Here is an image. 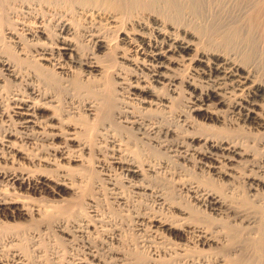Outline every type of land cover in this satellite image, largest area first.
<instances>
[{"label":"bare ground","instance_id":"1","mask_svg":"<svg viewBox=\"0 0 264 264\" xmlns=\"http://www.w3.org/2000/svg\"><path fill=\"white\" fill-rule=\"evenodd\" d=\"M0 264H264V0H0Z\"/></svg>","mask_w":264,"mask_h":264},{"label":"rangeland","instance_id":"2","mask_svg":"<svg viewBox=\"0 0 264 264\" xmlns=\"http://www.w3.org/2000/svg\"><path fill=\"white\" fill-rule=\"evenodd\" d=\"M216 45H218V44H216ZM219 46V45H218ZM113 77L114 78H116V79H118V76H116L115 74H113ZM169 114L171 115V117L169 116ZM169 114H167L168 116V119L167 120H165L164 122H171V124H173V123H176V124H181L182 122L179 120H177V119H179V117L178 116H176V113H174V112H172V113H169ZM174 117V118H173ZM170 118V119H169ZM170 120V121H169ZM173 120H174V122H173ZM166 122V123H167ZM170 124V123H169ZM137 145H138V147L140 148V149H142V148H144L143 147V143L142 142H138L137 143ZM107 160V159H106ZM108 161V160H107ZM93 165H94V161H93ZM108 170V169H107ZM106 172V171H105ZM107 174H111L112 175V173H110V172H107ZM166 186H167V184H166ZM64 195H66V197L68 196L69 197V194L68 193H65ZM156 197H154V196H151V197H149L148 199H147V205H149V206H147V208H149L148 210L150 211V213L148 212V210H147V213H149V215H160L161 213L162 214H167V211H166V209L165 208H162V207H160V205H158V203H156V201H157V199H155ZM153 200V201H152ZM155 203V204H154ZM151 204V205H150ZM154 204V205H153ZM155 210H154V209ZM164 209V210H163ZM152 210V211H151ZM159 210V211H158ZM162 211V212H161ZM152 212H153V214H152ZM155 212V213H154ZM133 227H134V223H133ZM57 233H59V232H56L55 233V235L57 236ZM58 235H60V233L58 234ZM46 240H43L44 241V244H46L47 242H49V238H45ZM48 239V240H47ZM47 241V242H46ZM46 246V245H45Z\"/></svg>","mask_w":264,"mask_h":264}]
</instances>
